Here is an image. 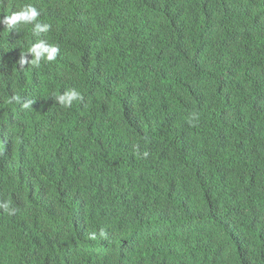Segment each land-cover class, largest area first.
<instances>
[{"label": "trees", "instance_id": "16d2710c", "mask_svg": "<svg viewBox=\"0 0 264 264\" xmlns=\"http://www.w3.org/2000/svg\"><path fill=\"white\" fill-rule=\"evenodd\" d=\"M27 4L51 29L0 25V264H264V0H0V19ZM39 39L57 59L20 65Z\"/></svg>", "mask_w": 264, "mask_h": 264}, {"label": "clouds", "instance_id": "9594fccd", "mask_svg": "<svg viewBox=\"0 0 264 264\" xmlns=\"http://www.w3.org/2000/svg\"><path fill=\"white\" fill-rule=\"evenodd\" d=\"M40 15V11L35 6L27 4L21 10L15 11L10 16H5L3 19H0V25H4L7 29H15L18 25H32L33 33L39 36L41 33H48L51 29L50 24L39 21L38 17H40ZM59 51V47L49 44L44 39H39L31 45L27 54L22 53L19 64L22 66L31 64L39 67L42 61H55ZM29 55L32 57L31 61L27 59ZM81 100V93L75 88L64 91L54 99L57 104L65 108H70L74 102ZM9 102L21 104L24 109H29L33 105L32 100H25L17 95L12 96ZM144 155L147 156V153ZM0 207H3L7 211L9 206L7 203H4L0 205ZM101 235H103V231ZM92 238L95 239V236L93 235Z\"/></svg>", "mask_w": 264, "mask_h": 264}]
</instances>
